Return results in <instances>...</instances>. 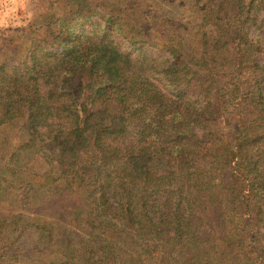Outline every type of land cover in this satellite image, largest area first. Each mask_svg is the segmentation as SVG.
I'll use <instances>...</instances> for the list:
<instances>
[{
	"label": "trees",
	"instance_id": "obj_1",
	"mask_svg": "<svg viewBox=\"0 0 264 264\" xmlns=\"http://www.w3.org/2000/svg\"><path fill=\"white\" fill-rule=\"evenodd\" d=\"M109 1L0 54V264H264V0Z\"/></svg>",
	"mask_w": 264,
	"mask_h": 264
},
{
	"label": "rangeland",
	"instance_id": "obj_2",
	"mask_svg": "<svg viewBox=\"0 0 264 264\" xmlns=\"http://www.w3.org/2000/svg\"><path fill=\"white\" fill-rule=\"evenodd\" d=\"M89 1L93 2L94 0ZM110 1L120 9L126 11L129 6L132 5L131 0ZM147 4L149 9L156 12L157 15H164L175 21L181 20L186 22L187 20V15L181 11L182 7L179 6L180 4L172 2L170 4L171 7L163 5L160 1H155V3L147 2ZM62 7V0H0V54H6L7 51H9V53L12 54L8 57L12 56L13 58L23 59V57L27 55L25 50L28 46L25 44V42H27V40L25 41V37H32V35H34L32 32L33 29L35 30L34 32L40 34L41 29L38 27L42 24L43 17L52 13L57 14L58 10H61ZM260 18L259 16V19ZM30 32H32V34H30ZM114 39L122 49L125 47L126 50L129 49L124 41L117 37ZM146 52L150 57L155 55V52L148 48ZM258 58L261 60V56ZM7 131L8 130L4 127L3 133Z\"/></svg>",
	"mask_w": 264,
	"mask_h": 264
}]
</instances>
